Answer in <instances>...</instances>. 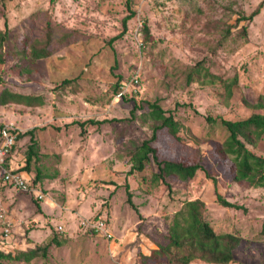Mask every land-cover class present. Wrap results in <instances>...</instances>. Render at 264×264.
Segmentation results:
<instances>
[{"label":"rangeland","instance_id":"obj_1","mask_svg":"<svg viewBox=\"0 0 264 264\" xmlns=\"http://www.w3.org/2000/svg\"><path fill=\"white\" fill-rule=\"evenodd\" d=\"M259 4L257 15L236 24ZM131 12L120 35L123 18ZM143 21L150 30L148 39ZM5 22L13 39L16 32L25 31L30 40L40 38L49 22L52 43L61 35L67 36V43L34 63L18 57L7 61L9 73L0 92L40 95L45 101L37 107L0 106V128H39L34 132L38 161H32L24 177L43 197L35 199L31 192L5 186L20 194L17 203L28 218L17 224L19 233L12 228L7 241L1 238L0 226L1 251L12 245L23 249L30 243L43 244L56 234L63 243L49 251L52 264H170L150 255L157 242H165L163 234L182 202L199 197L212 229L241 239L228 264H264L263 187L246 180L230 183L224 163L211 162L205 148L203 158L204 150L176 144L164 127L150 143L160 157L203 160L217 178V192L243 209L220 205L200 170L186 182L167 178L168 188L158 180L151 182L155 162L130 173L128 161L134 147L160 124L151 117L150 103L156 102L165 115L173 114L179 132L199 146L218 144L227 133L219 121L207 122L209 115L237 120L264 114V0H0L1 30ZM217 22L223 33L230 27L225 39ZM24 66L30 71H17ZM64 78L74 79L61 86ZM233 79L228 96L225 84ZM118 81L126 89L119 97L113 90ZM88 119L106 121L86 123L82 134L73 122ZM29 144L26 136L13 152L18 166L24 164ZM255 150L264 156V135ZM37 169L47 176L33 184ZM126 185L137 210L127 201ZM1 189V203L12 220L8 207L15 196L8 202ZM51 198L53 211L42 222L39 203ZM86 218L106 219L111 238L81 225ZM0 264L43 262L0 259ZM189 264L211 263L194 259Z\"/></svg>","mask_w":264,"mask_h":264},{"label":"trees","instance_id":"obj_2","mask_svg":"<svg viewBox=\"0 0 264 264\" xmlns=\"http://www.w3.org/2000/svg\"><path fill=\"white\" fill-rule=\"evenodd\" d=\"M261 4H259L247 17L243 14L236 19V24H239L241 20H251L258 14ZM134 13L131 12L123 18V30L126 29V22L130 19ZM221 22V21H219ZM222 23V22H221ZM223 24V23H222ZM5 29H0V84L5 82L6 74H8L7 61L10 58L18 57L27 62L34 63L39 59L50 56L54 50L61 45L67 43V36L61 35L57 40L52 43L51 31L49 30V22L46 23L45 32L40 38H33L30 40L28 33L20 31L15 33V39L10 36L9 29L5 22ZM216 29H220L223 33V29L219 28V23L215 24ZM227 26L225 33H223V39L230 34V27ZM142 30L146 39L150 36V30L147 23L143 21ZM241 32L244 35L246 28L242 27ZM119 35V36H120ZM13 68H11L12 70ZM17 71L23 74L29 72V66L23 68H17ZM74 79V78H73ZM70 78H64L60 82V85H69L73 81ZM231 83V84H230ZM229 84H225L226 94H231V86L236 83L233 79ZM121 82H117L113 88L117 93L120 90ZM8 103L23 104L26 107H37L45 103L44 98L40 95L24 94L19 92H12L8 89H2L0 92V106H4ZM258 105L261 106V100L258 101ZM151 117L160 120V124L152 128V133L149 138L142 141L141 144L134 147V150L130 152L129 172L141 171L148 162L153 161L156 164L157 171L151 174V182L156 183L157 180L167 185L169 179H178L179 181L186 182L193 178L197 170L204 173L205 177L212 183L214 188V195L216 201L225 207H232L235 209H243L242 206L227 201L220 193L217 192V178L211 173V167L207 168L204 161H197L196 163H188L183 160H175L162 158L158 154L152 143L156 139V132L159 128H166V131L172 140L177 142L176 144L187 145L191 148L202 149L203 158L205 149L207 154L213 160L214 163H224L227 168V173L230 178L228 181L237 182L246 180L255 187L264 188V156L256 152V145L258 141L264 135V114L251 113L243 119L227 120L225 118H213L210 115L207 116V122L219 121L221 126L225 129L226 136L218 144L215 143L212 146H202L198 144V141L191 137H185L179 132L180 124L170 112L165 115L163 110L156 102L150 103ZM133 111V110H132ZM106 120H83L81 122H73L80 127V133H84L83 127L86 123H103ZM39 128L33 127L23 132H18L14 129L16 140L14 146L11 149L15 151L20 141L29 136L30 144L26 148L24 164L14 168V171L25 175L30 172L31 163L34 160L38 161V142L35 136V130ZM169 140V138H167ZM205 148V149H204ZM10 153V155H11ZM6 158V164L8 165V159ZM202 158V159H203ZM213 165V164H212ZM27 176V175H26ZM47 175L37 169L35 176L32 179L33 184L41 181ZM50 177V175H48ZM47 177V178H48ZM31 178V177H30ZM127 188V201L130 206L137 210V207L131 200V193ZM36 199V198H35ZM204 202L199 198L185 199L179 209L174 212L173 217L170 220L167 233L165 236V242H157V248L153 249L151 257H162L170 264H189L194 259L203 260L211 264H228L234 259V251L240 245L241 239L229 232H215L209 225L203 215ZM97 217V216H96ZM85 218V217H83ZM98 219V218H94ZM89 220V218H86ZM106 225L108 221L104 219ZM57 230H54L56 233ZM4 240V239H3ZM6 241V240H5ZM63 240L56 234L47 239L43 244H39L28 248H17L16 246L8 247L7 250H0V259L9 260L12 262H24L30 263L31 261L41 260L43 264H52L49 262V251L53 247H60ZM57 264V263H56ZM60 264H80V263H60Z\"/></svg>","mask_w":264,"mask_h":264},{"label":"built area","instance_id":"obj_3","mask_svg":"<svg viewBox=\"0 0 264 264\" xmlns=\"http://www.w3.org/2000/svg\"><path fill=\"white\" fill-rule=\"evenodd\" d=\"M137 83V80L135 81ZM125 85L122 83L117 96H123L125 93ZM16 140L15 132L13 127L8 125H3L0 128V190L2 186H11L14 190L25 193L31 192V194L38 199L43 197L42 191L37 188H33V185L25 178L23 174L14 171V169L8 164H6V158L10 155L11 149L14 146ZM14 221L9 219L6 215V209L1 203L0 195V226H1V238L6 240L11 235V230L14 226ZM81 225L90 227L94 232L99 231L103 233L108 238H111V230L106 225L104 220L94 219V221H89L86 219L81 220ZM61 229V227H59Z\"/></svg>","mask_w":264,"mask_h":264},{"label":"crops","instance_id":"obj_4","mask_svg":"<svg viewBox=\"0 0 264 264\" xmlns=\"http://www.w3.org/2000/svg\"><path fill=\"white\" fill-rule=\"evenodd\" d=\"M13 152L14 151H12V153H11V155H10V157H9V159H8V164L14 169V168H16L17 166H18V162L16 163V161L15 160H13V157H14V155H13ZM2 187H4V189H3V191H2V194H3V196L5 195L6 197L5 198H8L7 200H8V202L9 201H11L12 200V197L13 196H15L14 198H13V202L11 201V203H10V206L8 207V211H10V213L14 216V217H11L12 218V220L14 221V226H13V229L14 230H16L17 231V233H19L20 232V230H19V228H18V226H17V224L18 223H20V221L23 223V222H25V219L26 218H28V217H24L23 215H22V210H21V206H19L18 205V196L20 195V194H16V193H14L15 191H11V189L9 190V189H7L5 186H2ZM2 190V189H1ZM0 193H1V191H0ZM18 195V196H17ZM17 196V197H16ZM54 202V201H53ZM52 198L51 199H46L43 203H39V213H40V215L42 216V222H43V219H44V215L45 214H47V213H49L50 211H53L52 210ZM54 205H56L55 203H54ZM13 211V212H12ZM23 219V220H22ZM45 220V219H44ZM43 225V224H42ZM47 226H49V224H47ZM45 230H46V228H45ZM50 234V233H49ZM49 234L47 235V236H49ZM48 238V237H47ZM125 239H126V237H125ZM128 239V238H127ZM33 241V240H32ZM33 244V243H32ZM29 245V244H28ZM12 247V246H11Z\"/></svg>","mask_w":264,"mask_h":264}]
</instances>
